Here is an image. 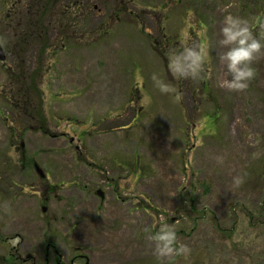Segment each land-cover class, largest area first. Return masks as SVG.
Returning a JSON list of instances; mask_svg holds the SVG:
<instances>
[{
  "label": "rangeland",
  "instance_id": "obj_1",
  "mask_svg": "<svg viewBox=\"0 0 264 264\" xmlns=\"http://www.w3.org/2000/svg\"><path fill=\"white\" fill-rule=\"evenodd\" d=\"M248 2L125 0L118 15L96 3L101 32L77 31L45 66L35 120L9 99L0 61V264H31L28 254L41 263L46 243L64 264H157L146 235L162 223L191 248L165 264H264V56L248 89L217 85L219 21L250 7L254 25L261 8ZM205 42L208 75L173 79L169 52ZM153 72L178 96L155 89ZM47 185L57 187L43 212Z\"/></svg>",
  "mask_w": 264,
  "mask_h": 264
},
{
  "label": "trees",
  "instance_id": "obj_2",
  "mask_svg": "<svg viewBox=\"0 0 264 264\" xmlns=\"http://www.w3.org/2000/svg\"><path fill=\"white\" fill-rule=\"evenodd\" d=\"M124 1L0 0V42L6 51L8 74L5 86L10 90L9 99L15 104L19 114L28 117L26 120H35L36 114L40 118L44 117L42 104L34 106L33 94L36 97L42 92L38 83L42 80L45 66L50 67L59 50L76 41L78 35L101 32L102 27L100 29L95 27L99 19L94 9L96 3H100L107 13L118 15L125 10L122 5ZM131 1L133 0H127L130 6ZM195 1L200 2L202 6L210 7L208 1L217 6L223 0ZM254 4L261 8L263 16L256 26L252 27L258 30L264 19V0H255ZM4 10L7 12L4 13ZM245 12L247 18L254 16L250 7L245 8ZM145 16L155 21L152 12L151 15ZM80 30L85 32L78 33ZM162 37H166L164 33ZM14 89H21L25 96L23 98L16 96ZM40 123L43 124L42 121Z\"/></svg>",
  "mask_w": 264,
  "mask_h": 264
},
{
  "label": "clouds",
  "instance_id": "obj_3",
  "mask_svg": "<svg viewBox=\"0 0 264 264\" xmlns=\"http://www.w3.org/2000/svg\"><path fill=\"white\" fill-rule=\"evenodd\" d=\"M219 24L215 46L221 49L218 58L224 66L226 78L218 80L217 85L233 91L246 90L256 76L254 62L264 56V22L260 25L261 30L254 32L248 18L225 12ZM211 46L209 42H205L171 50L168 54V73L175 80L204 79L208 75ZM151 81L160 93L178 96L175 85L161 74L153 72ZM218 159L222 162V158ZM244 179V175H236L232 178V183L239 187ZM146 239L157 264L174 262L178 257L187 258L191 254L190 246L178 240L175 227L168 223H162L156 231L148 233Z\"/></svg>",
  "mask_w": 264,
  "mask_h": 264
},
{
  "label": "flooded vegetation",
  "instance_id": "obj_4",
  "mask_svg": "<svg viewBox=\"0 0 264 264\" xmlns=\"http://www.w3.org/2000/svg\"><path fill=\"white\" fill-rule=\"evenodd\" d=\"M7 10H4V13H6ZM3 64L7 67V63L6 61L3 62ZM73 141V139H72ZM34 167H35V171L39 173L40 177L42 179H46V175L44 174L43 170L40 169V171L36 168L37 167V163H33ZM57 186L54 185H47V187L44 188V190L41 191L40 195H39V203H40V207L42 209L43 212L46 211V203L47 201L50 199L49 197V193L52 192L54 190V188H56ZM31 188H34L33 186ZM35 188H39L40 187H35ZM23 189V187H22ZM31 192L32 191H28ZM7 257H5V259L9 260L11 262V260L13 259V254H8L6 255ZM36 254H28L27 258H23V262L24 263H28L29 261H31V264H64L62 262V259L60 257V254L58 252V250L56 249V247L51 244V243H46L45 247L41 250L40 252V257H41V263L39 262L38 258L36 257ZM19 258H22V255L19 256ZM4 259V261H5ZM12 263V262H11ZM71 264H74V262L72 261Z\"/></svg>",
  "mask_w": 264,
  "mask_h": 264
},
{
  "label": "water",
  "instance_id": "obj_5",
  "mask_svg": "<svg viewBox=\"0 0 264 264\" xmlns=\"http://www.w3.org/2000/svg\"><path fill=\"white\" fill-rule=\"evenodd\" d=\"M0 59L5 60V53L3 51L1 44H0ZM37 169L40 171V169L38 167H37Z\"/></svg>",
  "mask_w": 264,
  "mask_h": 264
}]
</instances>
